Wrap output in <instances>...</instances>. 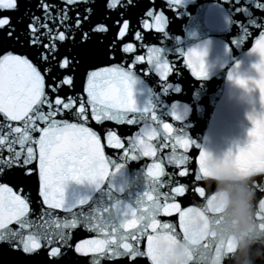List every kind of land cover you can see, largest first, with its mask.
Instances as JSON below:
<instances>
[{"label": "water", "instance_id": "95a60500", "mask_svg": "<svg viewBox=\"0 0 264 264\" xmlns=\"http://www.w3.org/2000/svg\"><path fill=\"white\" fill-rule=\"evenodd\" d=\"M0 264H264V0H0Z\"/></svg>", "mask_w": 264, "mask_h": 264}]
</instances>
